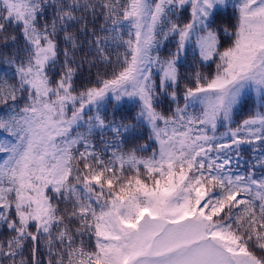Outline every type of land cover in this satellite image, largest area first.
Wrapping results in <instances>:
<instances>
[{
  "label": "snow or ice",
  "instance_id": "obj_1",
  "mask_svg": "<svg viewBox=\"0 0 264 264\" xmlns=\"http://www.w3.org/2000/svg\"><path fill=\"white\" fill-rule=\"evenodd\" d=\"M0 134V264H264V0H0Z\"/></svg>",
  "mask_w": 264,
  "mask_h": 264
},
{
  "label": "trees",
  "instance_id": "obj_2",
  "mask_svg": "<svg viewBox=\"0 0 264 264\" xmlns=\"http://www.w3.org/2000/svg\"><path fill=\"white\" fill-rule=\"evenodd\" d=\"M229 13H231L232 9H231V3L228 9ZM232 21L229 19H225L224 23H231ZM174 49V44H166L164 47L161 48V55L162 56H167L169 50H173ZM189 62H190V58H189ZM214 64L211 66H207L201 69V71H203L205 74H210L212 72H214ZM194 68H188V67H181V72H191L194 71ZM93 74L96 72V69L92 70ZM87 69H85L84 75L83 77H81V79H78L77 83H86L87 82ZM95 76H92V79H94ZM250 93L246 95L247 98H245L246 103H243L242 107L240 109H238L239 115L236 117V121L237 123H239L242 119L246 118V116L250 113V111L255 110L256 107V96L254 95L253 91H249ZM250 97V98H249ZM130 102L129 104L123 106V110H124V114L125 115H131L135 112V109H132L131 113L128 111V108L130 107ZM168 104L167 101H165L164 104V108L167 109ZM109 111L111 112V108H109ZM111 118V117H109ZM235 126V125H233ZM221 131H223V129H221ZM144 132V136H147V129H143ZM0 138H4L2 134H0ZM139 142H143V139H141ZM251 152L248 146H243V159L241 160V165L244 164L245 161L250 159L251 156Z\"/></svg>",
  "mask_w": 264,
  "mask_h": 264
},
{
  "label": "rangeland",
  "instance_id": "obj_3",
  "mask_svg": "<svg viewBox=\"0 0 264 264\" xmlns=\"http://www.w3.org/2000/svg\"><path fill=\"white\" fill-rule=\"evenodd\" d=\"M249 91H251V90H249ZM249 93H250V92H248L247 94H249ZM253 93H254V92H253ZM247 94H246V95H247ZM254 95H255V93H254ZM255 96H256V95H255ZM245 98H247V97L245 96ZM245 98H244V99H245ZM249 98H250V97H249Z\"/></svg>",
  "mask_w": 264,
  "mask_h": 264
}]
</instances>
